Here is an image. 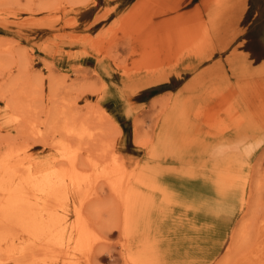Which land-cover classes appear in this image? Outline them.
Instances as JSON below:
<instances>
[{"label":"rangeland","instance_id":"rangeland-1","mask_svg":"<svg viewBox=\"0 0 264 264\" xmlns=\"http://www.w3.org/2000/svg\"><path fill=\"white\" fill-rule=\"evenodd\" d=\"M251 25L264 0H0V160L51 183L12 208L0 173V264L74 246L81 201L76 264H264V69L230 58ZM64 113L96 133L72 139L80 190L57 180Z\"/></svg>","mask_w":264,"mask_h":264},{"label":"bare ground","instance_id":"bare-ground-1","mask_svg":"<svg viewBox=\"0 0 264 264\" xmlns=\"http://www.w3.org/2000/svg\"><path fill=\"white\" fill-rule=\"evenodd\" d=\"M17 103L19 106H18V109L16 108L15 110L18 112V114L24 113L23 106L19 104V101ZM24 114L26 115L27 112ZM64 117H65V123L62 125V130L64 131V135H66L67 137H71V138L60 145V148L66 158L64 162H67L65 163L67 165L65 166L63 164L64 166L62 165L60 170L57 171V177H58L57 180L59 182L65 181L69 183V185H71L72 187L76 188V190H80L81 188L86 187L87 175H85V173L82 171L84 169L81 170L80 165H79V154H80V149L82 147L79 149L78 146H75L76 145L75 142L77 141L73 143V140H75V138L83 139L87 135L89 136V138L94 140L96 133L95 131L93 132V129L90 130L88 128H84V126L82 127V125L80 124V120L78 121V119L73 117L72 114L71 116L65 115ZM86 157H89V155ZM89 160L90 158H88V161ZM97 161L98 160L96 159L94 160V162L90 161L92 163L91 166L96 168L98 166ZM110 161L111 162L106 163L105 169L103 173L101 172L102 174L100 175L103 179H105L109 183V185H111L113 188L115 187L117 188L118 184L121 183V177L123 176V167L120 166L117 162H114L113 160H110ZM0 163H1L0 173H3V175L7 179L8 178L9 180L12 179L13 182L15 181L16 183H18V185L22 186V188L20 189L21 190L20 192L17 191L19 189L16 190L15 186H12L11 188H8L6 186L8 188L7 190L10 193L9 192L6 193L7 195H9V198L8 200L7 198L4 200L9 201V203H11L12 201V204H13L11 205L12 208H18L21 205L25 204L27 199L31 198L29 197L31 194V189L44 192V190L47 189V187H50L51 185L49 180H44L41 177H35L32 175L31 171H27L25 173L20 171L22 174L16 173V171L11 169V161L9 160L8 154L0 160ZM52 184H54V182ZM23 187L26 189L25 191L22 190ZM11 193L13 194L10 195ZM87 193H86V197L90 198L89 193L88 194ZM92 195L93 194H91V196ZM4 200L0 204L1 208H5L3 206ZM81 202H80V205L76 207L75 215L74 216L72 215V217H68L67 221L64 224V227H66L70 232L69 234H71V236L69 237L72 239V237L75 236L74 246H70V247L63 246L64 248H60V249L59 248L57 249L43 248L44 250L42 248H37V250L38 249L42 250V252H38V253L34 252L31 255L32 262L34 261L36 264H48L49 261L51 262V264H58L59 262H61V264H76L77 262L75 259H76L77 254H79L84 249H88L91 251L89 247L90 245L92 246V244H90L91 239L93 237V229L91 225L92 223L90 222V219L85 212V203H87V201L86 202L83 201L82 203ZM91 248L93 249V247ZM28 249H30V247L25 245V249H23L22 251L25 252V254H27ZM28 252H30V250ZM88 256L86 258H88Z\"/></svg>","mask_w":264,"mask_h":264},{"label":"crops","instance_id":"crops-1","mask_svg":"<svg viewBox=\"0 0 264 264\" xmlns=\"http://www.w3.org/2000/svg\"><path fill=\"white\" fill-rule=\"evenodd\" d=\"M250 28H247L245 36L235 38L231 45V60L238 61V56H242L252 66V68L259 70L264 69V37L253 34ZM246 32V31H245ZM236 64V63H235Z\"/></svg>","mask_w":264,"mask_h":264}]
</instances>
